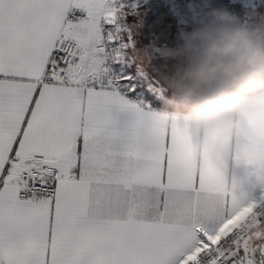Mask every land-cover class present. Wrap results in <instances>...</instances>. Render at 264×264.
I'll use <instances>...</instances> for the list:
<instances>
[{
  "label": "snow or ice",
  "instance_id": "obj_1",
  "mask_svg": "<svg viewBox=\"0 0 264 264\" xmlns=\"http://www.w3.org/2000/svg\"><path fill=\"white\" fill-rule=\"evenodd\" d=\"M123 7L0 0V264H264V137L194 176Z\"/></svg>",
  "mask_w": 264,
  "mask_h": 264
},
{
  "label": "clouds",
  "instance_id": "obj_2",
  "mask_svg": "<svg viewBox=\"0 0 264 264\" xmlns=\"http://www.w3.org/2000/svg\"><path fill=\"white\" fill-rule=\"evenodd\" d=\"M180 19L192 30L178 33L162 66L142 64L141 70L164 89L163 114L188 130L197 157L193 175L207 174L201 161L211 155L222 184L238 185L242 169L235 157L247 151L249 123L264 115V39L257 34L264 35V18L253 17V30L212 0H200Z\"/></svg>",
  "mask_w": 264,
  "mask_h": 264
},
{
  "label": "flooded vegetation",
  "instance_id": "obj_3",
  "mask_svg": "<svg viewBox=\"0 0 264 264\" xmlns=\"http://www.w3.org/2000/svg\"><path fill=\"white\" fill-rule=\"evenodd\" d=\"M200 0H124L123 27L132 35L130 54H139V63L162 66L165 57L175 49L176 37L194 25L180 17ZM213 7L225 8L238 16L246 27L256 29L254 16L264 18V0H212ZM261 39L264 35L257 33Z\"/></svg>",
  "mask_w": 264,
  "mask_h": 264
},
{
  "label": "crops",
  "instance_id": "obj_4",
  "mask_svg": "<svg viewBox=\"0 0 264 264\" xmlns=\"http://www.w3.org/2000/svg\"><path fill=\"white\" fill-rule=\"evenodd\" d=\"M178 123V122H177ZM179 133L174 138V143L180 145L190 158L191 168L196 163L197 157L192 147V140L188 134L186 127H181L178 123ZM246 138H250L253 142H257L261 137H264V115L257 116V118L251 121L246 130ZM202 165L207 168V174L205 177H212L217 183H222L223 176L220 168L215 164L213 157L209 155L201 161Z\"/></svg>",
  "mask_w": 264,
  "mask_h": 264
},
{
  "label": "rangeland",
  "instance_id": "obj_5",
  "mask_svg": "<svg viewBox=\"0 0 264 264\" xmlns=\"http://www.w3.org/2000/svg\"><path fill=\"white\" fill-rule=\"evenodd\" d=\"M121 2H122V4H124V0H121ZM130 71H135V66H133V68L132 69H130Z\"/></svg>",
  "mask_w": 264,
  "mask_h": 264
},
{
  "label": "built area",
  "instance_id": "obj_6",
  "mask_svg": "<svg viewBox=\"0 0 264 264\" xmlns=\"http://www.w3.org/2000/svg\"><path fill=\"white\" fill-rule=\"evenodd\" d=\"M81 15L80 13H77V16ZM124 16L122 17V24H123Z\"/></svg>",
  "mask_w": 264,
  "mask_h": 264
}]
</instances>
